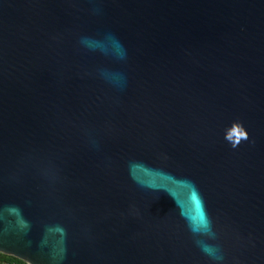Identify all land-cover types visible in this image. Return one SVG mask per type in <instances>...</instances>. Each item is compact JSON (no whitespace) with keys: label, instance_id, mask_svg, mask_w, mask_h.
Returning <instances> with one entry per match:
<instances>
[{"label":"water","instance_id":"water-1","mask_svg":"<svg viewBox=\"0 0 264 264\" xmlns=\"http://www.w3.org/2000/svg\"><path fill=\"white\" fill-rule=\"evenodd\" d=\"M0 253L264 264V0H0Z\"/></svg>","mask_w":264,"mask_h":264},{"label":"trees","instance_id":"trees-1","mask_svg":"<svg viewBox=\"0 0 264 264\" xmlns=\"http://www.w3.org/2000/svg\"><path fill=\"white\" fill-rule=\"evenodd\" d=\"M1 260H7V261H10L12 264H26L25 262H23L22 260L20 259H17L15 257H12V256H8V255H4V254H1L0 253V261Z\"/></svg>","mask_w":264,"mask_h":264},{"label":"built area","instance_id":"built-area-1","mask_svg":"<svg viewBox=\"0 0 264 264\" xmlns=\"http://www.w3.org/2000/svg\"><path fill=\"white\" fill-rule=\"evenodd\" d=\"M0 264H12L10 261L7 260H1Z\"/></svg>","mask_w":264,"mask_h":264},{"label":"snow or ice","instance_id":"snow-or-ice-1","mask_svg":"<svg viewBox=\"0 0 264 264\" xmlns=\"http://www.w3.org/2000/svg\"><path fill=\"white\" fill-rule=\"evenodd\" d=\"M239 135H242V133L239 134ZM239 135L237 136V139H239ZM201 222H202V223L204 222V221H203V217H201Z\"/></svg>","mask_w":264,"mask_h":264}]
</instances>
